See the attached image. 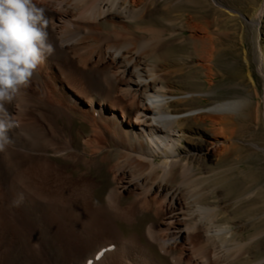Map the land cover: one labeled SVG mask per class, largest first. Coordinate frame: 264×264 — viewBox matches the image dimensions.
Instances as JSON below:
<instances>
[{
  "label": "bare ground",
  "instance_id": "1",
  "mask_svg": "<svg viewBox=\"0 0 264 264\" xmlns=\"http://www.w3.org/2000/svg\"><path fill=\"white\" fill-rule=\"evenodd\" d=\"M246 1L34 0L55 51L5 104L17 126L0 205L17 194L26 220L0 227L4 264H264V228L245 237L264 213L233 218L259 187L228 200L210 166L237 149L236 115L254 102L264 126V0ZM58 161L105 181L44 174ZM54 212L83 228L92 213L151 220L70 247Z\"/></svg>",
  "mask_w": 264,
  "mask_h": 264
},
{
  "label": "rangeland",
  "instance_id": "2",
  "mask_svg": "<svg viewBox=\"0 0 264 264\" xmlns=\"http://www.w3.org/2000/svg\"><path fill=\"white\" fill-rule=\"evenodd\" d=\"M229 5L245 10L247 8L246 0H224ZM234 28L238 26V23H234ZM235 44L239 46V42L234 39ZM240 61V60H239ZM224 95V93H220ZM220 97H218L219 99ZM263 105L259 110L261 115ZM258 110L257 104L252 103L247 109L236 115V127L238 129V138L236 140L237 149L233 152L232 156L226 162L220 165H215L214 161L210 163L219 173V181L222 183L224 189H226V198L228 200H238L245 193L251 189L259 187V193L257 198L243 199L235 205L234 217L235 219H247L261 216L264 213V149L261 147H255L253 142L264 147V126L262 120H257L256 111ZM58 162L45 165L43 168L44 174L49 176L59 175L60 171L66 170L71 177H75L79 174L93 175L99 177V180L105 181L104 173L101 172L98 176L96 170H88L86 167L74 169L71 167L62 169ZM100 188L97 201L99 202L102 198ZM14 194L7 204L0 205V227L6 226H17L25 224V211L19 200V197ZM208 202H210L208 200ZM204 203V202H203ZM86 214L83 212V214ZM85 216V215H84ZM230 218V219H228ZM264 218V217H262ZM64 219L60 217L56 212L52 214V221L55 227L58 229L62 240L68 246H81L86 241L87 234H109L110 229L120 228L126 234L133 231H142L144 226L151 220L147 217H139L132 223L124 221H117L116 223L111 221L109 218L101 213H92L88 216V222L82 226L76 224V219ZM232 220V217L222 216L217 222L219 224L225 223ZM264 228V220L262 223L254 226L250 229L245 237H250L260 229ZM1 238V237H0ZM35 246L40 249V244L37 238H34ZM4 249L0 247V264L3 263ZM244 261L239 260L237 264H243Z\"/></svg>",
  "mask_w": 264,
  "mask_h": 264
},
{
  "label": "clouds",
  "instance_id": "3",
  "mask_svg": "<svg viewBox=\"0 0 264 264\" xmlns=\"http://www.w3.org/2000/svg\"><path fill=\"white\" fill-rule=\"evenodd\" d=\"M48 19L34 0H0V151L16 127L5 107L32 79L55 48L47 32Z\"/></svg>",
  "mask_w": 264,
  "mask_h": 264
}]
</instances>
